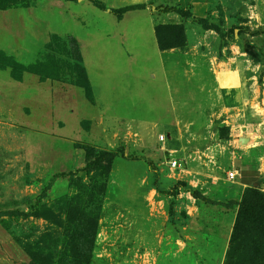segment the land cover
<instances>
[{"label":"rangeland","instance_id":"obj_1","mask_svg":"<svg viewBox=\"0 0 264 264\" xmlns=\"http://www.w3.org/2000/svg\"><path fill=\"white\" fill-rule=\"evenodd\" d=\"M262 160L264 0H0V264L48 229L71 251L68 199L95 206L90 264H225L264 213L228 172Z\"/></svg>","mask_w":264,"mask_h":264},{"label":"trees","instance_id":"obj_2","mask_svg":"<svg viewBox=\"0 0 264 264\" xmlns=\"http://www.w3.org/2000/svg\"><path fill=\"white\" fill-rule=\"evenodd\" d=\"M95 3L104 8L102 3ZM141 8L140 5L111 9L119 18L132 9ZM87 158L95 161L96 164L104 162L102 169L109 172L113 161V154L110 152L92 150L86 151ZM68 208L66 219L73 228L71 251L63 244L57 245L58 236L52 230L42 232L33 242L23 243L29 251L33 264H74L76 258H83L82 264H90L95 252L94 236L97 230L98 217L92 215L94 205L85 203L83 200L68 199L63 203ZM263 206L259 203L247 202L242 204L238 218L235 223L232 245L227 254L225 264H264V213ZM254 225L255 228H249ZM257 236L256 240L249 239V234ZM250 246H247V244ZM254 257L259 261L255 263ZM74 258V259H73Z\"/></svg>","mask_w":264,"mask_h":264},{"label":"crops","instance_id":"obj_3","mask_svg":"<svg viewBox=\"0 0 264 264\" xmlns=\"http://www.w3.org/2000/svg\"><path fill=\"white\" fill-rule=\"evenodd\" d=\"M239 172V171H238ZM246 184H259L264 181V160L255 166H247L239 172V176L242 177ZM264 186V184H262Z\"/></svg>","mask_w":264,"mask_h":264},{"label":"built area","instance_id":"obj_4","mask_svg":"<svg viewBox=\"0 0 264 264\" xmlns=\"http://www.w3.org/2000/svg\"><path fill=\"white\" fill-rule=\"evenodd\" d=\"M172 162V167H174V168H177L178 166H180L181 165V163H179L177 160H172L171 161ZM239 176V172H238V170H236V169H232V170H230L229 172H228V179H230V180H235L237 177Z\"/></svg>","mask_w":264,"mask_h":264}]
</instances>
